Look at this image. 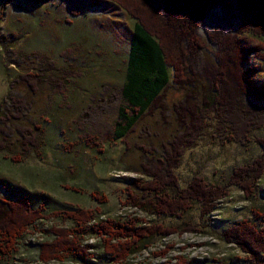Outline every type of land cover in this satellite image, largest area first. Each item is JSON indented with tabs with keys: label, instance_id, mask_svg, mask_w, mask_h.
<instances>
[{
	"label": "rangeland",
	"instance_id": "1",
	"mask_svg": "<svg viewBox=\"0 0 264 264\" xmlns=\"http://www.w3.org/2000/svg\"><path fill=\"white\" fill-rule=\"evenodd\" d=\"M124 11L108 0H0V108L7 94L32 101L26 118L19 122L43 136L37 152L31 151L19 162L11 161L9 153L0 152V197L15 200L23 195L33 207L42 203L47 211L98 209L96 221L122 222L130 218L138 219L141 226L158 223L181 229L190 223L197 229L155 236L149 247L132 254L124 264H251L222 235L232 224L253 220V209L264 210V174L258 183V196L252 201L246 200L236 186H229V195L217 200L204 217L198 206L179 219L157 216L128 202L127 188L135 189L133 181L151 180L145 170L149 171L147 165L153 154L148 153L146 158L137 150L142 141L153 147L168 143L174 133L188 129L182 122L188 119L190 129H206L212 137L203 136L197 146L185 151L180 166L174 170L179 186L185 188L193 176L223 185L235 167L261 154L255 140L264 136V124L260 131L251 133L252 139L246 145L220 142L212 125L208 126L213 119L217 123V106L205 110V96L192 95V82L198 78L202 85L212 84V71L217 66L213 55L200 49L199 54L188 59L184 84L172 82L170 70L168 86L126 138L133 151L126 152L121 140L111 142L109 130L119 106H124L120 90L125 83L134 25ZM219 18L211 14L206 26L216 27L215 20ZM251 40L255 46L264 43L261 37ZM49 65L51 73L59 71L63 80L54 82L46 73L49 76L33 79L37 80L34 90L28 88L33 80L25 75L34 68L44 72ZM250 67L255 70L257 82L264 83L262 60L251 57ZM175 106L181 118L172 109ZM6 107L8 104L3 106ZM197 107L203 112L198 114ZM75 120L93 129H78ZM239 125L246 126L242 122ZM38 127L40 132L36 131ZM82 131L95 136L98 140H92L96 144L88 147L80 142ZM93 193L104 199H93ZM103 200L106 203H100ZM69 222L40 220L0 264H41L39 246L53 239L48 231L72 226ZM81 244L91 247V258L80 261L70 257L63 263L51 264H115L105 254L97 235L84 236Z\"/></svg>",
	"mask_w": 264,
	"mask_h": 264
},
{
	"label": "trees",
	"instance_id": "2",
	"mask_svg": "<svg viewBox=\"0 0 264 264\" xmlns=\"http://www.w3.org/2000/svg\"><path fill=\"white\" fill-rule=\"evenodd\" d=\"M108 1L121 7L134 20L125 83L120 90L124 106H119L117 118L109 130L111 142L121 140L125 143L126 152L133 151L126 138L168 86L170 70L172 82L184 84L188 59L199 54L200 49L213 55L217 66L212 71V84L202 85L198 78L192 82V95L205 96V102H202L206 103L205 110L217 106V123L213 119L214 123H208V126L212 125L220 142L246 145L252 139L251 133L261 130L264 124V83L255 79V70L249 68V60L255 56L264 64V43L255 46L251 40L252 37L264 39V0ZM211 14L220 18L215 20L218 25L211 24L209 29L206 23L209 24ZM50 67L47 66L44 72L34 68L25 76L33 80L50 73L54 82L63 80V75L59 71L51 73ZM44 79L39 81V86ZM32 82L28 83V88L34 90L37 80ZM31 102L7 94L1 104L0 133H3L0 134V152L9 153V159L14 162L23 160L31 151L35 154L37 147L43 144L42 135L34 134L33 129L19 122L20 118H26ZM6 104L8 107L4 109ZM172 109L177 111V118L178 115L182 117L178 107ZM196 110L198 114L203 112V108L197 107ZM187 120L183 118L182 122L188 129L181 130L178 135L174 133L168 143L153 147L142 141L137 145V150L144 152L146 158L150 156L148 153L153 154L147 165L149 171L145 170L151 180L133 181L134 190L142 194L127 188L128 202L157 216L180 219L194 206H198L202 217L209 214L217 200L229 195V186L240 189L246 200L252 201L257 197L260 191L258 183L264 174V136L255 140L261 154L251 162L235 167L226 184L208 183L203 177L193 176L185 188L179 186L174 170L180 166L185 151L197 146L199 140L210 133L206 129H190ZM240 122L246 126L240 127ZM75 124L78 129H93L92 125L89 128L80 120H75ZM86 133L82 131L80 142L88 147L95 145L92 139H98ZM92 198L97 201L104 199L96 193ZM98 211H47L42 203L33 207L30 199L23 195L15 200L0 197V261L10 257L19 240L44 219L70 221L72 226L52 227L48 231L53 239L43 241L39 246L38 260L41 264L63 263L70 257L80 261L91 258L88 252L91 247H82L81 239L92 234L101 238L104 252L112 262L124 264L132 254L149 247L155 236L197 230L190 223L180 229L158 223L141 226L138 219L130 218L122 222L113 219L96 221ZM252 213L253 220L232 224L222 237L226 243L235 244L246 255L247 262L264 264V210L253 209Z\"/></svg>",
	"mask_w": 264,
	"mask_h": 264
}]
</instances>
